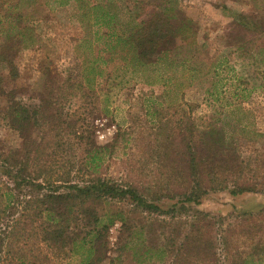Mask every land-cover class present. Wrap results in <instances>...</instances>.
<instances>
[{
  "label": "rangeland",
  "instance_id": "obj_1",
  "mask_svg": "<svg viewBox=\"0 0 264 264\" xmlns=\"http://www.w3.org/2000/svg\"><path fill=\"white\" fill-rule=\"evenodd\" d=\"M86 1L0 0V156L43 185H16L1 163L0 189L14 191L15 209L9 216L0 201V264H87L89 250L71 244L89 231L87 207L100 224L114 221L94 264H235L250 255L264 264V0ZM94 5L116 15L111 29ZM165 8L188 21L174 62H123L114 34H132ZM15 111L28 122L12 127ZM98 180L136 189L164 212L65 198L67 245L51 247L37 198ZM213 183L227 189L210 191ZM236 183L252 190L232 195ZM193 193L199 203H182Z\"/></svg>",
  "mask_w": 264,
  "mask_h": 264
},
{
  "label": "trees",
  "instance_id": "obj_2",
  "mask_svg": "<svg viewBox=\"0 0 264 264\" xmlns=\"http://www.w3.org/2000/svg\"><path fill=\"white\" fill-rule=\"evenodd\" d=\"M75 1L78 3H86L90 4L86 0H58V4L60 6H64L69 4L70 2ZM91 6V4H90ZM1 8V7H0ZM92 9L98 10V17L102 19L106 26L111 29V25L113 24V19L116 18V15H111L105 5H94L91 7ZM10 10V9H9ZM176 10H171L169 8L163 9L161 12H157L156 14L151 15V19L147 23H141L136 30L125 37L119 36L118 34H114L117 36L116 43L113 45L114 48L119 46H124L125 51L127 52L124 55L126 57H121L123 62H128L130 58L131 64L138 66L140 68L147 67L151 65H157L161 63L171 62L174 60L170 58V55L173 54L174 50L177 49V38L178 36L184 32L188 28L187 19H182L181 21L177 20L176 14H173ZM178 12V11H177ZM179 21V22H178ZM109 38L113 37V35H108ZM129 57V58H128ZM106 63V61H105ZM99 77H103L105 72L103 69L99 71ZM17 112L16 117H12L11 126L19 125L22 122H28V119L23 117V114L20 115ZM212 134H221L223 133L221 129L218 127H212ZM217 132V133H216ZM225 142V138H220V140ZM215 143L219 142L218 137H214ZM215 147V145H213ZM6 167L7 169V178L10 181H14L16 185H20L22 182H28L27 180H32L37 182L40 180V177H21L19 173L22 171H16V165L14 157L11 158H3L0 156V165ZM27 165H24L26 167ZM24 173L25 170H24ZM62 181V180H60ZM1 182V181H0ZM36 187H42L43 185H37ZM223 184V183H222ZM214 184L210 187V191H218L227 189V184ZM244 185L235 184L233 187L231 194L232 195H240L244 192L251 191V187H243ZM58 188V187H57ZM70 189H73L71 193L66 195H60L56 193H49L42 195V198H37V202L42 205H46L45 209L41 212L46 214L44 218V226L42 227L44 240L48 242L51 247H59L64 249L67 245L65 242V223L68 222V218L65 213L60 212V206H62V199L66 198V201L73 198H81L82 202L86 204L90 200L95 202L98 199L102 198H110V199H119L125 200L128 199L131 201L137 208L142 209L143 211L149 213H162L164 210L154 204L148 202L145 198L139 195V192L133 188H122L121 186L111 184L108 182H103L98 180L97 182H93L85 187L73 186L70 185ZM202 194H207V191H204ZM193 195L186 197L185 201L199 203L198 198L200 195L197 194L196 198ZM15 197L14 191L8 188L7 192L2 191L0 189V201L5 199L6 205L3 208V211H7L9 216L14 214L15 203H12L13 198ZM30 203V202H29ZM62 203V204H61ZM181 209H185V207H181ZM85 215V229H88L85 233V236L79 239L72 240L71 244H81L84 245L89 250V261L87 264H94L96 261L101 260V258L96 259L97 253L100 252V249H103L105 246V236L107 234V229L110 227L114 221H111L110 224H100V218L97 215L95 209H91V207H87L84 210ZM206 216V215H205ZM123 220V219H122ZM10 224V223H8ZM9 226V225H8ZM89 227V228H88ZM9 228V227H8ZM62 244V245H58ZM128 246V245H127ZM126 246V247H127ZM1 252V251H0ZM147 253V252H146ZM1 254V253H0ZM254 258V259H253ZM235 264H256L255 256L250 255L247 257H239Z\"/></svg>",
  "mask_w": 264,
  "mask_h": 264
}]
</instances>
